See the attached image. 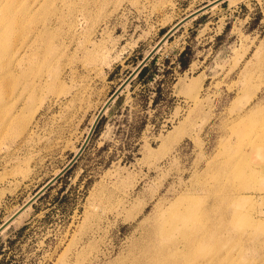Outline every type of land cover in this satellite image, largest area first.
Masks as SVG:
<instances>
[{
    "label": "rangeland",
    "instance_id": "374dc122",
    "mask_svg": "<svg viewBox=\"0 0 264 264\" xmlns=\"http://www.w3.org/2000/svg\"><path fill=\"white\" fill-rule=\"evenodd\" d=\"M211 1L0 0V224ZM263 165L264 0H224L158 48L0 232V264H199L216 248L220 264H264ZM155 239L186 250L167 263Z\"/></svg>",
    "mask_w": 264,
    "mask_h": 264
},
{
    "label": "water",
    "instance_id": "95a60500",
    "mask_svg": "<svg viewBox=\"0 0 264 264\" xmlns=\"http://www.w3.org/2000/svg\"><path fill=\"white\" fill-rule=\"evenodd\" d=\"M224 0H212L196 9L195 11L182 17L180 20L175 22L166 32L160 37V39L154 44L150 51L140 60V62L135 66V68L130 72V74L115 88V90L107 97L101 107L98 109L96 116L89 126L83 141L78 147L77 151L74 152L72 157L67 161V163L50 179H48L26 202H24L11 216H9L5 221L0 224V232L6 228L18 215H20L28 206L32 204L40 195H42L52 184H54L58 178H60L78 159L80 154L83 152L87 143L89 142L100 118L107 110L109 105L117 98V96L123 91V89L128 85L129 81L140 71V69L146 64V62L153 56V54L158 50V48L184 23L195 18L197 15L205 12L207 9L216 5Z\"/></svg>",
    "mask_w": 264,
    "mask_h": 264
},
{
    "label": "bare ground",
    "instance_id": "6f19581e",
    "mask_svg": "<svg viewBox=\"0 0 264 264\" xmlns=\"http://www.w3.org/2000/svg\"><path fill=\"white\" fill-rule=\"evenodd\" d=\"M94 119V118H93ZM92 119V121H93ZM89 128V127H88ZM264 165H263V168L260 169L259 171H256L254 172L253 174L257 175L256 177H262L264 176ZM58 172V171H57ZM217 215H222V213H217ZM157 227V226H155ZM175 228L178 229L180 235H181V238H183L185 236V233L182 231V229L178 226H174ZM152 231L153 230H149V234L152 235ZM188 237H190L194 242H201L202 240L205 241V237L202 236V235H198L196 232H190L188 233ZM176 242L174 243V246H173V250L170 252V253H166L162 248H161V242H159L157 239H155V249H154V252L153 254H155L157 257H163L167 260V263L171 260V259H174L175 256H178L180 254H182L185 250H186V246L183 245V248L182 249H178L177 245H175ZM219 250L216 249H212L209 253L207 252H201L200 254H198L200 261L198 262L199 264H220L216 261H220L221 258H224L223 256L219 255L218 254ZM208 258H212L211 261H207ZM210 262V263H208Z\"/></svg>",
    "mask_w": 264,
    "mask_h": 264
},
{
    "label": "crops",
    "instance_id": "0c3cea01",
    "mask_svg": "<svg viewBox=\"0 0 264 264\" xmlns=\"http://www.w3.org/2000/svg\"><path fill=\"white\" fill-rule=\"evenodd\" d=\"M183 47H184V46H180V47H179V51H181V49H182ZM194 63H195V59H191V60H190V63L188 64V67H187L186 70H190V69H192ZM178 83H179V82H178V80H177L176 83L172 85V88H171V90H172V94H175V92H176L175 85L178 84Z\"/></svg>",
    "mask_w": 264,
    "mask_h": 264
},
{
    "label": "trees",
    "instance_id": "16d2710c",
    "mask_svg": "<svg viewBox=\"0 0 264 264\" xmlns=\"http://www.w3.org/2000/svg\"><path fill=\"white\" fill-rule=\"evenodd\" d=\"M144 68L141 70L140 74L143 72Z\"/></svg>",
    "mask_w": 264,
    "mask_h": 264
}]
</instances>
